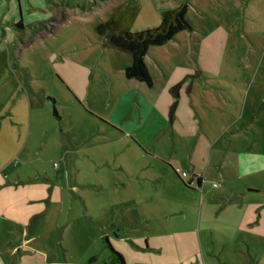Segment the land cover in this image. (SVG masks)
<instances>
[{
    "label": "crops",
    "instance_id": "0c3cea01",
    "mask_svg": "<svg viewBox=\"0 0 264 264\" xmlns=\"http://www.w3.org/2000/svg\"><path fill=\"white\" fill-rule=\"evenodd\" d=\"M59 1L56 6L61 11L76 8L82 10L77 5L87 7L90 4L85 8L89 10L99 4L96 0ZM136 1L140 10L134 19L135 30L158 25L161 11L175 7L180 2L148 0L149 4L146 5L145 0ZM187 2L186 18L193 30L181 31L167 43L149 47L144 57L152 77L151 86L124 76L125 67L131 63L129 53L104 46L113 53L112 50H115V56L121 58L120 71H123V78L127 80H114V75H111L113 94L111 102H107L109 111L102 113L94 109L89 115L85 114L81 101L77 99L67 102L71 114L64 124L62 116L58 114L59 118H56L54 115L56 101L48 93L30 87L20 91L17 110H10L3 124L4 127L11 125L13 131L19 128V135L15 137L14 132V139L9 138V145L0 152V264H72L66 253H63V257H56L55 246L49 242L51 236L61 231L65 236L67 224L61 227L58 224L63 214L68 215L72 208L69 188L59 183L61 175L69 169L71 162L77 163L80 159L105 165L110 161L108 159L112 161L110 152L113 151L115 154L127 151L130 157L136 159L130 165L119 161H115V165L126 171L130 180L140 178L147 185V192L137 193L124 204L133 214L131 225L143 228L141 232L133 234L138 239V244L144 243L145 248L157 245L159 251L167 250L165 260L158 264L203 262L201 253L193 249L196 245L193 224L188 227L178 224L181 216L186 218V208L181 199L164 193L157 196L150 189V181L163 180L162 183L174 184L176 179L173 176L164 178L155 173V170L167 167L174 172L178 170V194L179 191H193L199 195L200 188L203 194L212 169L211 150L223 147L220 138L238 124L254 129L255 138L261 134L260 129L257 131V124L260 122V112L264 109L261 102L264 100V90L260 92L259 87L252 88L250 84L246 86L242 72L239 73L240 69L237 67V72L236 68L222 67V58L214 51L215 40L219 41L214 32L224 26L229 9L226 4L231 1ZM48 21L50 20L46 22ZM23 30L21 0H0L2 67L10 66L16 60L15 39ZM29 30L32 33L31 27ZM40 32L48 34L42 29ZM199 37L206 40L204 46L200 44ZM190 75H193L190 88L187 89L189 81L180 87L176 108L170 118L169 110L174 101L170 87ZM125 82H128L127 85L123 84ZM50 112L56 119V125L52 129L47 127ZM58 129L71 146L55 152L62 167L54 174L50 171L53 170L50 165L53 158L42 156L48 151H44V144L35 142L34 137L37 139L39 132L43 131L45 133L40 137L45 142L51 134L57 136L53 132ZM105 134H110L114 141L111 149L101 148L100 145L91 147L88 144L89 139L92 142ZM120 141H126L128 147L117 152L119 148L116 144ZM254 153H242V174L253 175L264 171L262 154ZM225 159L226 156L221 160V166L226 163ZM36 160L39 163L33 164ZM183 165L188 172H179V167ZM182 172L186 173L185 177L181 176ZM191 181L192 184L188 186ZM247 185L251 188L250 191H256L253 190L256 189L254 186ZM164 221L171 222L165 225ZM149 228H155V233L149 235ZM135 230L137 229L129 230L128 235ZM137 233L142 234L136 235ZM181 241H187L188 248L184 255L178 256V244ZM138 244L129 246L134 249L138 248ZM62 245L65 246L64 239ZM116 252L121 254L127 264L125 253L122 250ZM108 264H117L115 254Z\"/></svg>",
    "mask_w": 264,
    "mask_h": 264
},
{
    "label": "rangeland",
    "instance_id": "374dc122",
    "mask_svg": "<svg viewBox=\"0 0 264 264\" xmlns=\"http://www.w3.org/2000/svg\"><path fill=\"white\" fill-rule=\"evenodd\" d=\"M125 1L96 0L99 4L86 11L78 8L61 11L56 6L59 0H21L24 30L15 39L16 60L5 67H2L0 60V152L9 145V138L14 139V132L15 137L19 135V128L13 131L11 125L4 127L3 124L7 113L17 110L20 91L28 90L29 87L42 89L55 99V107L64 124L71 114L67 102L77 99L81 101L85 114L92 113L94 109L102 113L109 111L107 102H111L113 94L111 75H114V80H127L123 78V71H120L121 58L115 56V50H112L113 53L102 45L96 27L109 19L117 4ZM230 1L226 4L229 9L224 26L214 32V36L219 39L215 40L214 51L222 58V67H233L237 72L238 67L239 73L242 72L244 76L245 85L259 87L262 92L264 0ZM145 4L148 5L149 1L145 0ZM30 27L35 32L32 30L31 33ZM41 29L48 34L40 32ZM199 41L204 46L206 40L199 37ZM118 53L121 55V52ZM261 102L264 107V100ZM55 120L50 112L48 129L56 125ZM259 121L257 131L260 129L261 134L256 138L254 129L238 124L220 138L222 148H212V169L203 194L201 188L198 189L199 195L193 191H179L178 194V170L174 172L167 167L157 169L155 173L164 178L173 176L176 179L174 184L166 185L162 183L163 180L150 181V189L157 196L164 193L181 199L186 208V218L181 216L178 224L184 227L193 224L196 238L193 249L199 251L203 258V262L201 260L197 264H264V171L253 175H245L240 171L243 154L260 152L264 163V109L260 112ZM44 133L39 132V137H34V141L44 144V151L48 152L42 156L53 158L50 162L53 170L50 171L56 174L62 162L55 157V152L71 144L59 129L53 132L57 136L51 134L45 142L40 137ZM90 141L88 144L91 147H114L110 134ZM116 145L119 148L117 152L128 147L126 141ZM123 152H110L112 161L108 159L110 161L105 165L83 159L77 163L71 162L69 169L61 175L59 183L69 188L72 208L68 211L70 214H63L58 224L59 227L67 224L65 236L61 231L49 240L55 246L56 257H63V253H66L72 264H108L114 257L113 251L122 250L127 264H158L165 260L167 250L159 251L157 245L145 248L144 243L140 245L138 239L134 238L133 234L141 232L143 228L131 225L133 214L124 204L137 193L147 192V185L140 178L130 180L126 171L116 167L115 161L127 165L136 161L127 151ZM224 156L226 163L221 166ZM36 163L39 160L33 164ZM179 168V172H188L184 165ZM247 184L254 186L256 189L253 190L256 191H250ZM170 222L163 223L168 225ZM133 228L137 230L128 235V231ZM155 230L149 228L147 233L154 234ZM62 239L65 246L62 245ZM135 243L139 245L138 248L129 246ZM159 244L162 245V242L159 241ZM187 248V241H181L178 244V256L184 255Z\"/></svg>",
    "mask_w": 264,
    "mask_h": 264
},
{
    "label": "trees",
    "instance_id": "16d2710c",
    "mask_svg": "<svg viewBox=\"0 0 264 264\" xmlns=\"http://www.w3.org/2000/svg\"><path fill=\"white\" fill-rule=\"evenodd\" d=\"M77 6L82 10H86L85 8H87L80 5ZM139 10L140 7L136 0H126L117 5L112 11L110 18L104 22H100L96 30L101 37L103 46H110L131 55V63L125 67L124 76L151 86L152 77L144 60L149 47L163 45L181 31L191 32L193 27L186 18L188 10L187 0H180L177 6L163 9L158 25L132 30L135 16ZM192 77L193 75H190L170 87V92L174 97L169 110L170 118H172L176 108V98L178 97L180 87L186 81H189L187 85V89H189ZM53 113L56 118H59L55 107L53 108ZM114 254L117 258V264H125L121 254L116 251H114Z\"/></svg>",
    "mask_w": 264,
    "mask_h": 264
},
{
    "label": "built area",
    "instance_id": "2783aa9c",
    "mask_svg": "<svg viewBox=\"0 0 264 264\" xmlns=\"http://www.w3.org/2000/svg\"><path fill=\"white\" fill-rule=\"evenodd\" d=\"M181 176H182V177H185V176H186V173H185V172H182V173H181ZM191 184H192V181H191V182H188V185H191Z\"/></svg>",
    "mask_w": 264,
    "mask_h": 264
}]
</instances>
